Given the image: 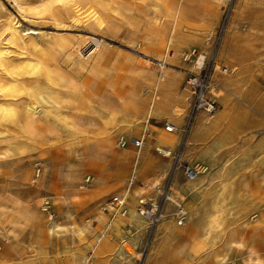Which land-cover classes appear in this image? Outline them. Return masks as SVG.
<instances>
[{
	"label": "bare ground",
	"instance_id": "obj_1",
	"mask_svg": "<svg viewBox=\"0 0 264 264\" xmlns=\"http://www.w3.org/2000/svg\"><path fill=\"white\" fill-rule=\"evenodd\" d=\"M127 1L13 0V5L23 15H44L59 26L73 22L105 28L111 16L122 15ZM211 1L135 0L136 10L147 23L145 43L162 59L170 56L182 64L194 57L186 70L199 74L210 45ZM244 2L245 7L254 8V14L243 30L234 28L225 36L209 78L206 96L220 106L213 112L200 110L184 142L189 161H203L209 170L196 163L192 166L201 169L193 177L185 181L176 177L164 209H160L153 249L162 264H264V210L260 208L264 204V138L258 137L254 147H248V137L239 141L242 133L254 126L248 107L264 113V88L260 86L264 79V0ZM1 9L5 15L0 18V162L49 143L52 136L78 139L82 158L81 164L69 166L65 176L57 173L49 182L51 198L58 206L56 217L45 220L37 210L21 215L42 228L33 236V254L17 264H128L133 248L123 244L124 228L132 231L131 244L150 225L139 209L140 202H157L153 198L161 193L164 185H160L181 144L179 130L192 89L186 85L187 89L181 90L179 78L159 73L146 77L140 88L141 73L128 70L127 74L122 69L127 75H119L118 84L110 86L115 103L91 96L88 86L108 75L104 74V56L93 63L88 79L78 85L75 77L64 71L60 58L71 40L62 35L42 43L36 40L35 28L23 33L14 14L3 5ZM83 41V45H72L70 56L80 73L89 68L95 53V49L89 50L92 39ZM194 46L200 50L198 56L186 52ZM97 89L104 91L100 86ZM235 99L249 106H235ZM147 119L164 120L174 129L153 124L142 147L118 149L116 138L137 135ZM82 165L87 174L94 175V186H74ZM27 181L30 185L34 182L29 168ZM69 189L72 192H67ZM110 194L122 196L123 204L103 203ZM183 194L187 195L186 217L180 221L177 212L176 219L173 216V203ZM42 198L43 202L49 196ZM84 204L90 205L92 216H76V208ZM93 221L98 222V228ZM107 232L113 233L119 244L112 242Z\"/></svg>",
	"mask_w": 264,
	"mask_h": 264
},
{
	"label": "rangeland",
	"instance_id": "obj_2",
	"mask_svg": "<svg viewBox=\"0 0 264 264\" xmlns=\"http://www.w3.org/2000/svg\"><path fill=\"white\" fill-rule=\"evenodd\" d=\"M134 2L135 0L127 1L125 3L126 8L125 10H123L122 15L114 16V17L111 16L109 23L110 26L108 25L105 28H101L92 25L90 23L82 24V23H73V22H68V25L66 26H59L56 23H54L50 18L44 15H37L32 13H28L26 15L21 14L13 5L14 4L13 0H0V12H1L0 18L2 15H3L2 17H4L5 15L3 13L4 10L1 9V5H3L14 14L13 16L16 18L15 21H18V25H20V28L23 29V33L30 32L32 28L36 29V40L42 43H48L52 40L55 41L59 37H63V36L67 38L68 41L71 40L72 41V42L70 41L71 46L65 48L66 52L65 49L63 50V52L66 54L62 52L60 58H62L61 61L64 63L63 64L61 62L62 66H64L63 68L64 71L66 72L68 71L70 75L72 74L71 76H73V78L75 77L73 81L78 85L83 84L85 80L88 79L89 70L93 65V63L96 60H102L101 58H103L104 56L102 60L103 61L102 63L103 64L105 63L104 74L105 75L108 74V75L104 77L105 80L94 79V81L91 83L94 87L91 86L90 84L88 86L87 92L91 96H95V97L99 95L103 96V99H105L106 102L108 101H111L112 103L116 102V95L114 92H111L110 89L112 87V84L113 85L118 84L119 78L117 77L119 75L123 76L125 74L124 76H126L127 74H129L128 70H132L134 72L137 71V73H141L140 74L142 77L140 79L141 81L137 82V84L139 85L138 87L140 88L142 84H146V80L153 73L166 74L173 78L176 77L179 78L181 90H184V88L187 89L186 85H188L191 88L192 87L191 82L190 81L188 82V80L191 77H194L195 75L192 74L193 72L187 71L186 69H190V67L188 68V66H191L194 63L192 61L194 57H192V59L190 60L189 59L182 60L183 62L182 64L177 62L173 57L170 56L167 59H162L161 57H158L154 53L153 49L149 45H147L144 41V32L146 30L147 23L144 17L142 16V14H140L136 10L137 6L135 5ZM211 3L213 9L211 11L212 16L210 15L209 17V21L211 22V35L209 40L210 45L207 49V59L204 64V66L208 67V76L212 75L214 71V70L212 71L214 59H216L217 53L219 51L222 42L225 39V36H227L234 28H240L241 30H243L248 24V19L254 14V8L245 7L244 6L245 4H243L245 3L244 0H214L211 1ZM131 4H132V8H131ZM127 11L130 14L129 13L124 14V12L127 13ZM115 19H117L118 21H116ZM129 24H131L132 27ZM133 25L135 28H133ZM1 31L2 30L0 28V32ZM52 36L53 39H51ZM87 37L92 39L91 41L92 44L90 45L89 50L95 49L94 57L92 58L94 60L92 59L90 60V63L88 65L89 68L86 69L87 71L85 70L80 73L77 70L76 65L72 64L70 61V56L72 54V45L73 46L78 44L83 45L85 43L83 39ZM192 49L195 50L196 56H198L200 50L199 48L197 49L195 46L187 48L186 52L190 53ZM63 55H65V57ZM139 55L145 57L146 66L137 67L136 61ZM205 55H203V57ZM184 56H182V59L184 58ZM63 59L65 61L67 60V63L64 62ZM114 63L116 64L114 65ZM119 66L122 67L118 68ZM204 66L202 67L201 70L202 72L205 68ZM222 66L225 65L222 64L221 67ZM148 68L150 70H148ZM122 69L126 71L127 74ZM80 79L83 82L80 81ZM102 80H104L105 82H103ZM263 80H264L263 78L260 79V86L264 88ZM110 81L113 82L110 83ZM98 86L102 87L104 91L100 92L97 89ZM95 91L98 93H96ZM147 91L148 90L146 89L145 92ZM192 99L193 96L189 97L188 99L189 105H188L187 113L179 130L181 135V144L177 148L178 150L176 151L177 153L175 155V158L170 161L172 167L169 169L167 178L160 185V186L164 185L165 187L164 188L162 187L161 193L159 192V195L153 198V199L157 198V201L160 202L161 210L164 209V206L167 201V197L171 193V188L176 177L180 181L187 180L185 175V170L187 166L199 162V161L197 162L189 161V157L185 156L186 143L184 142L187 139L190 131L188 130L187 132H185L183 131V128L187 120V114L190 110ZM232 103H234L235 106L248 105L237 99H235V101H232ZM219 106L220 103L217 102L214 111H216V109L219 108ZM248 109H250L253 118L255 120L254 126L248 129L247 131L243 132L241 137L239 138V141L246 140L245 138L248 137L247 138L248 147H254V145L258 140L264 138V113H262L259 110L251 109L250 107H248ZM149 123L150 124L152 123V125L153 124L161 125V127L163 128L166 125L165 124L166 122L164 120H157V119H150ZM261 123L263 126L261 125ZM117 139L118 137L116 138V143H117ZM0 144L3 143L0 142ZM37 147L31 148L29 151L26 152V154L23 153V155L21 154L16 156H10L2 159L0 162V264H5V263L17 264L25 260V258H27L29 255L33 254L32 251L36 247L34 246L35 244H34L33 236L36 235L38 229L42 227L39 224L32 225L30 222L26 220L24 216L21 215H24L26 212L29 211L37 210L41 215L45 217V220L48 219L46 213L42 211L41 205H42V200L44 199L42 197L49 196V198L52 200L51 194L53 191L48 187L49 182L57 175V173L61 177L65 176L71 164L82 163V158H80V156L78 155V151H79L78 149H80L78 139L71 138L70 140L68 137L66 138V136H55V137L52 136L49 140V143L47 142ZM117 148L122 149L120 147ZM184 156L186 159L184 158ZM28 168H29V177H32V181H34L33 183H31V185L28 184L27 181ZM39 172L40 175L38 174ZM87 172H88L87 169H85V167L82 165L81 170L79 172V178L75 182L74 186L77 185L90 186V187L94 186L95 177L94 175L87 174ZM87 176H90V180L88 181L86 180ZM40 183H43L44 187L40 188L38 186ZM136 183L140 185L142 184V181L137 180ZM263 185H264V181H263ZM35 190H37V192ZM71 190L72 189H69L67 190V192H72ZM263 192H264V188H263ZM112 195L115 196L114 194L108 195L103 201V203L106 201L107 203H110L109 200L112 197ZM183 195L186 196L185 199L186 202L187 195L186 194ZM120 197L123 199L122 196ZM52 204H53L54 213H56L55 214L56 217L58 206L57 204L54 203L53 200H52ZM173 205H174L173 216H175L176 219V207L174 203ZM262 206L260 208L261 210H264V204H262ZM14 209L18 210V212H15ZM105 210L108 211V207ZM92 215L93 214L90 212L89 204H84L76 208V216L78 217H86ZM93 223L97 228L99 227L97 221H93ZM124 231L125 233L126 232L127 233L125 235L126 237L124 238V240L125 239L126 240L123 242V244L131 247V249L133 248L131 250L132 252H131V256L129 257L130 260L128 264H162L161 261L160 262L158 261L157 255L154 256L155 251L153 248L157 241V238L155 239L156 224L148 225L140 233L139 237L135 240V242L134 243L132 242L131 244H130L131 241L129 236H131L132 231L131 230L128 231L127 227L124 228ZM107 234L112 242H117L119 244L118 240L116 239V236L113 233L107 232ZM262 234L263 235L261 237L264 238V233ZM13 245L16 246V249L12 248ZM29 247L31 248L30 249L31 251L26 252V250H29ZM90 254L91 253H88V255ZM63 261L65 262V259ZM188 264H196V263H188ZM228 264H234V263L231 261Z\"/></svg>",
	"mask_w": 264,
	"mask_h": 264
},
{
	"label": "built area",
	"instance_id": "obj_3",
	"mask_svg": "<svg viewBox=\"0 0 264 264\" xmlns=\"http://www.w3.org/2000/svg\"><path fill=\"white\" fill-rule=\"evenodd\" d=\"M195 50L190 52V55L194 54ZM137 66H146V59L144 56L139 55L137 61ZM152 65V64H150ZM203 72L201 71L199 74L195 75L194 77H191V88H192V103L190 106V110L187 114V120L184 125L183 131L187 132L188 130H191V127L193 125V122L195 120V117L197 116V113L205 109L209 112H213L216 108L217 101H215L211 97H207L206 94L208 92V86H209V78L208 76V67L204 66ZM166 128L168 131H172L174 129V125L171 123H168L166 125ZM150 130V123L145 122L142 131L137 135L132 136H126V135H120L117 139V144L120 148H125L128 145L134 146L136 148H140L144 145L145 140L147 138V134ZM160 151V150H158ZM200 166H192L188 165L185 170L186 177H193L195 174H197L200 171ZM87 181L90 180V176H87ZM165 186H163L164 188ZM186 196H178L175 200V207L177 216L180 221L185 220L186 213L184 208V202H185ZM111 204L115 206H121L123 204L122 198L120 196H112L109 200ZM140 210L141 212L147 216L150 220V224H157L159 220L161 219V211H160V202H152V201H146L142 200L140 202ZM41 209L43 212L46 213L49 220H52L55 217V213L53 210V204L52 200L49 198H46L41 205Z\"/></svg>",
	"mask_w": 264,
	"mask_h": 264
},
{
	"label": "crops",
	"instance_id": "obj_4",
	"mask_svg": "<svg viewBox=\"0 0 264 264\" xmlns=\"http://www.w3.org/2000/svg\"><path fill=\"white\" fill-rule=\"evenodd\" d=\"M146 121H149L150 122V119H147V120H145L144 122H146ZM143 122V123H144ZM144 125V124H143ZM151 128H152V123L150 124V131H151ZM137 134H139V133H137ZM131 135H133V134H131ZM149 136V135H148ZM148 138V137H147ZM131 146V145H130ZM197 161H199V162H197ZM194 162H197V163H200V164H203V165H206V166H208V170H209V165L207 164V163H205V162H203V161H201L200 162V160H196V161H194ZM196 164V163H195Z\"/></svg>",
	"mask_w": 264,
	"mask_h": 264
},
{
	"label": "snow or ice",
	"instance_id": "obj_5",
	"mask_svg": "<svg viewBox=\"0 0 264 264\" xmlns=\"http://www.w3.org/2000/svg\"><path fill=\"white\" fill-rule=\"evenodd\" d=\"M56 3H62L63 0H55Z\"/></svg>",
	"mask_w": 264,
	"mask_h": 264
}]
</instances>
